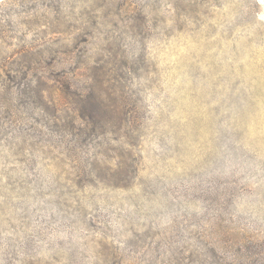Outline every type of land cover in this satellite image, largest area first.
Wrapping results in <instances>:
<instances>
[{"label": "rangeland", "instance_id": "374dc122", "mask_svg": "<svg viewBox=\"0 0 264 264\" xmlns=\"http://www.w3.org/2000/svg\"><path fill=\"white\" fill-rule=\"evenodd\" d=\"M0 264H264V0H0Z\"/></svg>", "mask_w": 264, "mask_h": 264}]
</instances>
